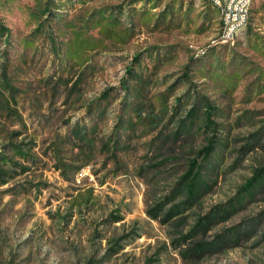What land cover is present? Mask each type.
<instances>
[{
  "label": "rangeland",
  "instance_id": "374dc122",
  "mask_svg": "<svg viewBox=\"0 0 264 264\" xmlns=\"http://www.w3.org/2000/svg\"><path fill=\"white\" fill-rule=\"evenodd\" d=\"M220 17L0 0V264H264V172L240 189L264 166V0L231 39ZM201 97L212 123L200 107L178 126ZM191 159L207 187L180 209Z\"/></svg>",
  "mask_w": 264,
  "mask_h": 264
},
{
  "label": "trees",
  "instance_id": "16d2710c",
  "mask_svg": "<svg viewBox=\"0 0 264 264\" xmlns=\"http://www.w3.org/2000/svg\"><path fill=\"white\" fill-rule=\"evenodd\" d=\"M106 18H108L106 21H110V23H111V22H113V19L115 18V15L113 16L112 14H110V15H107ZM38 28H40V27H37L34 30V32L35 31H38ZM3 30L6 31V28L5 27H2L0 25V34H1V31H3ZM46 39H49L48 38V35H47ZM49 48H50V50L53 53H57L56 52V49H55V43L51 39H49ZM234 61H236L234 59V56L230 57V60L228 61V66L229 67L230 66H233L232 63H234ZM240 62H241V60H240ZM129 71L130 70H128V72ZM125 90H127V87H126ZM104 94L105 93H103L102 96H104ZM177 100L179 102V99H177ZM202 100H203L202 97L199 98V99L198 98L197 99L196 98L194 99L193 105L187 111L185 117L180 120V124L178 126H180L181 124H183L186 120L188 122H190L191 121L190 118H192L193 116H195L197 110L200 107H204V109L202 110L203 111V114H204V117H203L204 120L203 121H207V125L212 123V121H210V119H209L210 110H211L212 107L209 106L207 103H204ZM177 104H179V103H177ZM178 132H179V128H177V130L173 133L174 136H177V133ZM217 144H219V142L214 139V136L209 137L206 140V143L198 150V154H201L203 156V160H208L207 159L208 157H210L213 154H216V152H217L216 151V148H218L217 147ZM220 145H222V144H220ZM0 163H4V164H8L9 163V164L16 165V163H14L13 161L9 160L8 157H6L5 155H3L1 153H0ZM194 163H195L194 162V159H191L190 160V164L188 166V170L186 171L185 176L183 177L184 189L186 191L187 198L179 204L180 205L179 206L180 209L183 208L185 206V204L191 203L195 199V197L197 196L198 192H200V187L203 184L206 185V187H207V183L204 182L199 177H197V173H192V169H193ZM8 170L9 169H4V168L0 167V176L5 175V174H8ZM262 172H264V166H262L259 169H256L255 172H254V175L251 176L249 179H247L246 182L243 185H241L240 189L243 191V193H245V195L249 194L250 188L253 185H256L258 183V181L260 180V178H262L260 176ZM259 176H260V178H259ZM176 206H178V205H176ZM171 210H173V208H171ZM171 210H170V212H171ZM170 212H168V213H170ZM194 251L195 252H198L199 250L196 247L194 249Z\"/></svg>",
  "mask_w": 264,
  "mask_h": 264
},
{
  "label": "built area",
  "instance_id": "2783aa9c",
  "mask_svg": "<svg viewBox=\"0 0 264 264\" xmlns=\"http://www.w3.org/2000/svg\"><path fill=\"white\" fill-rule=\"evenodd\" d=\"M225 9V25L221 34V39H229L233 29L243 28L245 20L243 19V10L245 0H218ZM226 1H234V11H226Z\"/></svg>",
  "mask_w": 264,
  "mask_h": 264
},
{
  "label": "bare ground",
  "instance_id": "6f19581e",
  "mask_svg": "<svg viewBox=\"0 0 264 264\" xmlns=\"http://www.w3.org/2000/svg\"><path fill=\"white\" fill-rule=\"evenodd\" d=\"M212 6H214L220 13L221 18V34L224 31V25H225V9L222 6L221 2L218 0H207ZM251 3V0H245L244 2V10H243V19L245 22L247 21L248 12H249V5ZM252 5V4H251ZM251 9V8H250ZM226 11H234V1H226ZM242 28H236L233 29L232 35L229 37L231 39L233 35L238 33ZM226 40V39H223Z\"/></svg>",
  "mask_w": 264,
  "mask_h": 264
}]
</instances>
